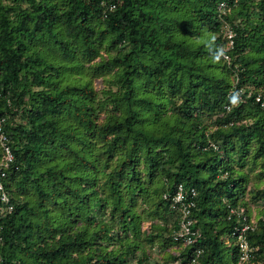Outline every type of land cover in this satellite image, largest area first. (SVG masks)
Instances as JSON below:
<instances>
[{
	"label": "trees",
	"instance_id": "obj_1",
	"mask_svg": "<svg viewBox=\"0 0 264 264\" xmlns=\"http://www.w3.org/2000/svg\"><path fill=\"white\" fill-rule=\"evenodd\" d=\"M258 93L264 0H0L4 263L236 264L250 224L245 264H264Z\"/></svg>",
	"mask_w": 264,
	"mask_h": 264
},
{
	"label": "built area",
	"instance_id": "obj_2",
	"mask_svg": "<svg viewBox=\"0 0 264 264\" xmlns=\"http://www.w3.org/2000/svg\"><path fill=\"white\" fill-rule=\"evenodd\" d=\"M219 10L224 11V3H221L219 5ZM227 38H228V47L232 46V30L227 27L224 30ZM225 58H227V55H224ZM250 95V92L247 94ZM255 99L257 101L261 102V105L264 104V97L261 96L260 93L256 94ZM1 131V129H0ZM6 136L1 131L0 132V144L3 147V153H4V159L9 162L12 160V153L9 148V146L6 144ZM0 191H2L0 199L1 201L7 203L8 202V196L3 191V185L0 183ZM195 195V191L193 189L186 190L183 189L181 185L177 187V190L175 194L170 197L171 205L174 211H176V230L173 234L174 241L181 242L183 246H190L192 245L197 238L200 237V231L198 229L194 228V220L191 218V210L195 206V203L193 201V197ZM8 211L12 210V206L9 205ZM231 212L234 211V209L230 210ZM243 219H245V216H243ZM251 228L250 224L243 225L240 229H237L236 233V242L239 249V256L237 258L236 264H245L249 257H250V251L251 248L245 238V232ZM202 253V249H195L192 253L191 257L187 260L186 264H199V258ZM178 255V253H177ZM0 264H5L2 257L0 256ZM170 264H181V260L177 259Z\"/></svg>",
	"mask_w": 264,
	"mask_h": 264
},
{
	"label": "rangeland",
	"instance_id": "obj_3",
	"mask_svg": "<svg viewBox=\"0 0 264 264\" xmlns=\"http://www.w3.org/2000/svg\"><path fill=\"white\" fill-rule=\"evenodd\" d=\"M250 183V182H249ZM251 186V184H248V187ZM172 252H174V250H172ZM158 258V256H156Z\"/></svg>",
	"mask_w": 264,
	"mask_h": 264
}]
</instances>
